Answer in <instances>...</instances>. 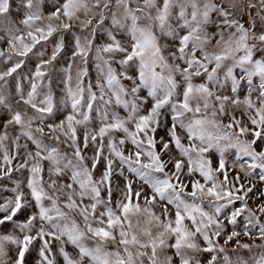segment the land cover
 Masks as SVG:
<instances>
[{
	"label": "snow or ice",
	"instance_id": "snow-or-ice-1",
	"mask_svg": "<svg viewBox=\"0 0 264 264\" xmlns=\"http://www.w3.org/2000/svg\"><path fill=\"white\" fill-rule=\"evenodd\" d=\"M0 264H264V0H0Z\"/></svg>",
	"mask_w": 264,
	"mask_h": 264
}]
</instances>
